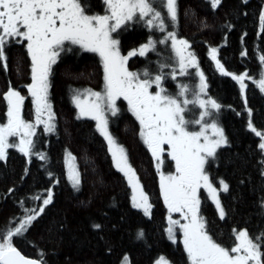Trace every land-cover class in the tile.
I'll use <instances>...</instances> for the list:
<instances>
[{
	"label": "trees",
	"instance_id": "obj_1",
	"mask_svg": "<svg viewBox=\"0 0 264 264\" xmlns=\"http://www.w3.org/2000/svg\"><path fill=\"white\" fill-rule=\"evenodd\" d=\"M89 1L92 13L105 12L102 0ZM177 2L179 23L168 30L191 45L189 51L195 54L207 84L201 97L221 105L218 113L209 108L213 116L205 117V121L217 123L228 139V144L218 148L215 159L210 158L205 166L219 191L225 217L220 219L216 205L204 190L199 192L200 214L208 222L213 239L230 249L240 230L247 229L252 237L264 233V151L259 148L264 141L248 127L251 119L257 131L264 133V92L253 82L260 78L259 57L264 55V33L259 24L264 0H222L214 11L207 0ZM165 35L155 29L150 31L143 23L129 22L127 30L118 36L120 49L127 53L146 43L150 36L159 41ZM170 42L157 43L155 51L146 56L130 58L128 68L134 72L147 69L154 78L159 74V65L165 64L162 86L176 94L178 84H187V98L192 100L193 93L199 90L198 70L189 68L188 75H180L178 57ZM66 47L72 51L59 56L49 77L48 99L55 130L47 132L44 126H36L30 160L12 147L7 160L0 161V226H12L14 221L32 214L26 210L43 208L27 232L13 237V245L27 257L42 259L45 264H124L125 257L129 264H156L161 257L172 264H191L179 234L177 241L168 238L169 210L162 196L156 160L140 136V124L126 102L118 101L121 110L117 115L108 112L109 132L126 150L152 205L150 216L133 206L132 187L116 168L96 121L77 118L73 96L87 88L100 89L104 71L98 54L77 45ZM213 47L218 49L217 58L228 72L248 73L251 79L246 78L245 89L232 76L221 74L210 55ZM244 51L247 55H242ZM4 55L7 68L0 62V121L6 119L5 94L13 89L25 96L22 115L34 123L33 98L27 88L32 82L27 47L10 40ZM172 71L176 72V80L169 75ZM151 90L159 89L153 84ZM248 109L252 110L251 116ZM202 112L198 105L189 104L185 118L199 119ZM200 126L191 124L189 130L197 131ZM68 153L75 157L79 171L78 189L67 177ZM38 154L46 159L41 160ZM163 164H171L168 153ZM220 181L229 185L227 192ZM49 192L52 202L45 206L43 200ZM96 224L101 227L94 228ZM141 231L143 238H138Z\"/></svg>",
	"mask_w": 264,
	"mask_h": 264
},
{
	"label": "snow or ice",
	"instance_id": "obj_2",
	"mask_svg": "<svg viewBox=\"0 0 264 264\" xmlns=\"http://www.w3.org/2000/svg\"><path fill=\"white\" fill-rule=\"evenodd\" d=\"M106 5V14L92 13L87 0H0V62L7 68V58L4 48L12 38H22L27 42V50L31 57V80L28 91L35 103V123L23 118L25 96L19 91L10 89L4 99L7 102V122L0 123V161H6L8 149L15 147L29 160L33 154V140L36 126L43 123L45 131L53 132L54 113L48 99L49 76L52 65L55 64L61 52H71L67 45H78L86 52L96 53L101 59L104 71V92H94L90 89L77 92L73 101L79 109L78 119L90 117L97 122L96 127L105 137L116 168L124 174L133 189V206L142 209L147 216L151 215L152 205L139 182V177L128 161L126 150L117 144L108 130L106 111L112 116L121 110L117 100L121 97L127 101L129 110L135 115L141 125L140 136L157 161V169L163 163L162 155L168 146V154L175 162V173L165 175L160 172V188L164 202L169 212H179L187 221L180 224L169 215L170 239L175 240L174 227L179 225L183 232V244L191 264H264V233L252 237L247 229L236 232V243L226 248L218 243L207 229V221L200 214L199 190L203 187L210 193L219 210L220 219H224L225 211L218 198V190L213 187L205 166L209 159H215L217 149L228 144L223 128L215 122H206L205 117H212L221 105L215 100L201 99L207 84L204 73L198 71L200 78L199 90L194 92V99L189 100L190 91L187 84H178L176 94H170L162 86L165 74V64L159 65V74L152 77L145 69L143 72L129 71L128 61L134 56H146L149 51H155L156 44H166L171 41L178 57L180 75H188L189 67H199L195 54L188 51L191 45L186 39H178L175 31H169V26L179 23L177 0H102ZM214 11L220 7L222 0H207ZM247 3V0H244ZM187 15V13H185ZM195 15V13H193ZM129 22L143 23L145 26L166 33L159 41L151 36L139 48L132 49L127 54H121L120 39L122 30H127ZM203 23V22H202ZM260 31L264 33V12L259 17ZM206 26V25H205ZM116 34L114 36L113 34ZM246 35V34H245ZM17 42H20L19 40ZM218 49L210 50L212 60L222 75L232 76L239 82L240 88H246L245 80L251 79L248 73L234 75L228 72L217 58ZM247 55V52H242ZM261 65L260 78L253 79L264 92V55L259 57ZM176 80V72L170 74ZM144 77L143 79L141 77ZM153 84L159 91L152 92ZM82 97H84L82 99ZM183 98V99H181ZM189 104L198 105L203 112L199 119L188 120L185 112ZM251 109H248L251 116ZM45 112L47 120H43ZM191 124L201 125V130L191 131ZM248 127L256 136L264 141V133L257 131L249 119ZM211 128L215 139L207 135ZM10 137H19V143L11 142ZM203 141V142H202ZM264 151V142L259 144ZM41 160L45 155L38 154ZM68 178L74 188L81 183L79 172L74 165L75 157L68 153ZM264 163V162H262ZM223 191L227 192L229 185L220 181ZM39 199V197H36ZM52 202L49 192L43 204ZM264 207V203H262ZM43 208L26 210L32 214L13 222L12 226H0V264H45L42 259L28 258L13 245V237L22 236L27 232L37 215ZM99 229L101 225H93ZM235 231V230H234ZM143 238V232L138 233ZM42 255V254H41ZM127 262V257L124 258ZM157 264H169L161 257Z\"/></svg>",
	"mask_w": 264,
	"mask_h": 264
},
{
	"label": "rangeland",
	"instance_id": "obj_3",
	"mask_svg": "<svg viewBox=\"0 0 264 264\" xmlns=\"http://www.w3.org/2000/svg\"><path fill=\"white\" fill-rule=\"evenodd\" d=\"M105 8H106V5H105ZM103 14H106V10H105V12L103 13ZM103 14H101V15H103ZM178 39H180L179 37H177ZM171 43V42H170ZM120 51H121V49H120ZM189 51V50H188ZM174 52H175V49H174ZM121 54H127V53H123L122 51H121ZM175 54H176V52H175ZM128 66V65H127ZM178 66H179V62H178ZM103 67V66H102ZM189 68H192V67H189ZM188 68V69H189ZM129 69V71H131L130 70V68H128ZM198 71H200V69H197ZM197 71V72H198ZM103 83H102V86H101V88L100 89H98V90H96V89H92V88H87V89H90V90H92V91H94V92H101L102 94H103V92H104V73H103ZM199 84H200V78H199ZM13 90V89H12ZM150 91H152L151 89H150ZM156 91H159V90H156ZM156 91H152V92H156ZM205 91H206V89H205ZM83 92H84V90H83ZM203 94V93H202ZM84 97H82V99H83ZM200 98L201 99H204L203 97H201V95H200ZM121 100H123V101H125L122 97L120 98ZM120 99H118L117 100V103H118V101L120 100ZM206 100V99H205ZM208 100V99H207ZM126 102V104H127V101H125ZM73 103H74V101H73ZM33 105H34V113H35V118H34V123H35V119H36V112H35V103H34V100H33ZM76 106V105H75ZM118 106V105H117ZM127 106H128V104H127ZM77 108V107H76ZM77 111H78V113H79V109L77 108ZM192 114V113H191ZM106 115H108V112L106 111ZM23 118H24V116H23ZM88 118V117H87ZM136 118V117H135ZM195 118H196V116H195ZM42 119L43 120H47V113L45 112V114H44V116L42 117ZM24 120H25V118H24ZM192 120H195L194 118L192 119ZM26 121V120H25ZM7 122V117H6V119H5V121H0V123H6ZM137 122H139L138 120H137ZM96 124H97V122H96ZM140 124V123H139ZM39 125H42V126H44V128H45V125L43 124V123H41V124H39ZM140 128H141V125H140ZM108 130H109V125H108ZM199 130H201V126H200V128L199 129H197V131H199ZM191 131H193V130H191ZM112 135V134H111ZM207 135L210 137V138H212V139H215V137L212 135V130H211V128H209L208 129V131H207ZM113 136V135H112ZM114 138V137H113ZM9 140H10V143L11 142H15V143H19V137H10L9 138ZM107 141V140H106ZM203 142V141H202ZM107 143H108V141H107ZM109 145V144H108ZM119 145V144H118ZM109 148H110V146H109ZM165 149H166V151L164 152V154L162 155V160L164 159V155L166 154V153H168V146H165ZM150 150V149H149ZM111 152V151H110ZM150 153H151V151H150ZM152 154V153H151ZM111 156H112V154H111ZM127 157H128V155H127ZM154 158V157H153ZM168 158H169V160L171 161V164H168V165H166V167H165V165L162 163L161 164V166H160V169H159V174H160V172L162 171L165 175H168V174H174L175 173V162L174 161H172V159H171V156L168 154ZM154 160H156L155 158H154ZM74 163V165H75V167H76V169L78 170V168H77V166H76V162L74 161L73 162ZM68 164H69V156H67L66 157V161H65V168H67V177H68ZM156 164H157V161H156ZM79 172V171H78ZM69 179V178H68ZM140 182V181H139ZM72 183V182H71ZM213 184V183H212ZM130 187H131V185H130ZM213 187H215L216 188V186L213 184ZM217 189V188H216ZM200 190H204L208 195H209V197L211 198V195H210V193H208V191L205 189V188H201ZM200 190H199V192H200ZM218 190V189H217ZM144 191V190H143ZM198 195H199V193H198ZM132 196H133V189H132V195H131V198H132ZM162 196H163V194H162ZM199 198H200V195H199ZM218 198H219V200H220V194H219V191H218ZM212 199V198H211ZM133 202V201H132ZM214 202V201H213ZM150 203V202H149ZM214 204H215V202H214ZM216 205V204H215ZM167 206V205H166ZM136 208V207H135ZM152 209V208H151ZM218 212H219V210H218ZM169 215H171V218H172V220H179L180 221V224H184V223H186L187 221H185L183 218H182V216H181V214L179 213V212H169L168 213V215H167V227H166V229H168L169 228V226H170V224H169V219H168V217H169ZM178 234H179V238L182 240V242H183V232H182V230L180 229V227H179V225H176L175 227H174V236H175V240H173V241H177L178 240ZM167 235H168V231H167ZM168 238H169V235H168ZM170 239V238H169ZM184 245V244H183ZM159 260V259H158ZM158 260H156V264H157V261ZM124 264H129L128 263V261L127 262H123ZM169 264H172V263H170L169 262Z\"/></svg>",
	"mask_w": 264,
	"mask_h": 264
},
{
	"label": "flooded vegetation",
	"instance_id": "obj_4",
	"mask_svg": "<svg viewBox=\"0 0 264 264\" xmlns=\"http://www.w3.org/2000/svg\"><path fill=\"white\" fill-rule=\"evenodd\" d=\"M87 3H88V5L90 4V1L88 2V0H87ZM102 9H104V11L106 10V8H105V5L102 7ZM11 40H13V41H16V43H18V44H24V45H26V47H27V42L26 41H23L22 40V38H12ZM20 41V42H17V41ZM78 46V45H77ZM79 47V46H78ZM63 52H61V54H62ZM60 54V55H61ZM30 62H31V57H30ZM54 66V64L52 65V67ZM50 77V76H49ZM32 83V82H31ZM17 248V247H16ZM18 249V248H17ZM18 250H20V249H18ZM20 252L24 255V256H26L21 250H20ZM27 257V256H26ZM28 258H32V257H28ZM33 259H35V258H33Z\"/></svg>",
	"mask_w": 264,
	"mask_h": 264
},
{
	"label": "water",
	"instance_id": "obj_5",
	"mask_svg": "<svg viewBox=\"0 0 264 264\" xmlns=\"http://www.w3.org/2000/svg\"><path fill=\"white\" fill-rule=\"evenodd\" d=\"M20 251V250H19ZM23 255V254H22ZM31 259H33V258H31Z\"/></svg>",
	"mask_w": 264,
	"mask_h": 264
}]
</instances>
